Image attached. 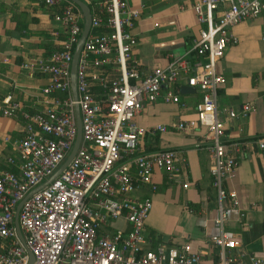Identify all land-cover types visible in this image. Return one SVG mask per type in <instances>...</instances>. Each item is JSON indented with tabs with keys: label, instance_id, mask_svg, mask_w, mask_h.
<instances>
[{
	"label": "built area",
	"instance_id": "obj_1",
	"mask_svg": "<svg viewBox=\"0 0 264 264\" xmlns=\"http://www.w3.org/2000/svg\"><path fill=\"white\" fill-rule=\"evenodd\" d=\"M51 9L63 28V38L46 56L20 63L30 76L46 82L29 102L8 93L0 100L1 115L18 118L22 134L12 142L7 169L0 172V264H264V256L239 249L235 234L224 228L229 208L237 205L236 191L226 182L237 160L226 151L224 128L218 118L247 117L255 111L244 103L239 112L217 106L218 89L225 78L217 62L238 39L234 25L264 12V0H195L190 8L201 27L191 63L184 57L166 66L144 70L133 58L137 38L132 29L145 5L127 0H83L90 8V31L81 47L72 83L71 62L83 29V15L72 0H32ZM264 38V37H263ZM181 74L200 98L194 119L142 126L136 117L157 99L180 102ZM75 92V95H74ZM79 109L81 138L65 169L24 201L18 224L13 223L18 202L43 183L64 162L76 136L75 107ZM204 128L201 140L210 152L209 174L216 191L219 232L210 240L216 258L203 261L188 243L159 242L146 247L145 220L152 208L153 179L162 172L168 183L188 188L187 159L183 150L165 148L144 151L145 136L169 130ZM236 151L238 143L233 144ZM264 149V140L258 141ZM147 190L148 193H140ZM243 215V214H242ZM123 219L127 228L115 225ZM26 246V248H25Z\"/></svg>",
	"mask_w": 264,
	"mask_h": 264
},
{
	"label": "crops",
	"instance_id": "obj_2",
	"mask_svg": "<svg viewBox=\"0 0 264 264\" xmlns=\"http://www.w3.org/2000/svg\"><path fill=\"white\" fill-rule=\"evenodd\" d=\"M127 1L134 8L145 5L132 29L138 41L132 58L144 70L166 66L178 57L191 63L196 60L193 47L201 25L190 8L195 0ZM52 14L51 9L32 0H0V100L12 93L15 99L27 103L45 84V77L28 75L20 63L46 56L58 46L63 28ZM231 32L238 42L226 48L216 65L226 81L218 89L217 106L220 111L239 112L244 103L250 102L255 111L237 119H229L224 112L218 114L224 128L221 140L227 153L237 160L233 176L226 182L236 191L237 205L232 206L227 199L229 213L224 228L235 234L241 251L264 256V149L258 147V141L264 140V12L234 25ZM185 80L186 74H181L180 86L186 85ZM199 98L196 89L181 93L179 103L159 98L143 109L137 122L148 127L194 119ZM22 129L21 120L3 116L0 111V172L8 168L6 157L13 154L12 142L20 137ZM203 131L201 126L188 132L169 130L142 140L144 151L183 150L190 181L184 189L178 183H168L162 172L154 174L157 190L151 194L152 208L145 220V246L188 243L203 261H210L218 250L210 238L219 232V212L209 174L210 152L200 136ZM234 143H238V151ZM115 225L127 228L123 219H117Z\"/></svg>",
	"mask_w": 264,
	"mask_h": 264
},
{
	"label": "water",
	"instance_id": "obj_3",
	"mask_svg": "<svg viewBox=\"0 0 264 264\" xmlns=\"http://www.w3.org/2000/svg\"><path fill=\"white\" fill-rule=\"evenodd\" d=\"M81 10L82 15H83V29L82 32L76 42L74 51H73V56H72V62H71V76H72V83H74L75 80V69H76V64H77V60L79 57V53L81 50V47L90 31V24H91V13H90V8L89 6L83 1V0H72ZM189 90H195L194 87L192 86H188V85H182L180 86V92L182 94L188 92ZM75 95V92H74ZM75 116H76V136H75V140L73 143V146L69 152V154L67 155L66 159L64 160V162L59 166V168L50 176L48 177L43 183H41L40 185L36 186L35 188H33L32 190H30L23 199H21L15 209V214H14V218H13V223H14V228H15V232L19 238V240L21 241V243L24 245V238L22 235V232L20 230L19 224H18V213L19 210L22 206V204L24 203V201L26 199H28L32 193L38 191L39 189L43 188L45 185H47L53 178H55L56 176H58L67 166V164L69 163V161L72 159V157L74 156V154L76 153V150L78 148L79 142H80V138H81V120H80V115H79V109L76 106L75 107ZM26 248V246H25ZM26 253L28 255V262L27 264H32L33 262V255L30 252V250H28L26 248Z\"/></svg>",
	"mask_w": 264,
	"mask_h": 264
}]
</instances>
